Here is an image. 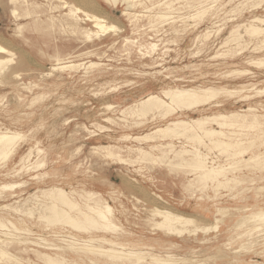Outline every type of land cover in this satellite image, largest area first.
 Segmentation results:
<instances>
[{"label": "rangeland", "instance_id": "rangeland-1", "mask_svg": "<svg viewBox=\"0 0 264 264\" xmlns=\"http://www.w3.org/2000/svg\"><path fill=\"white\" fill-rule=\"evenodd\" d=\"M159 1H148V5ZM169 1L183 8L182 14L176 15L179 21L173 24L149 18L158 13V7L152 13L139 8L134 11L141 15L138 21H131L123 15V9L114 8L105 0H55L59 6L57 16L60 12L67 14L71 9H80L90 15L105 16L109 24L120 29L118 34L108 31L106 36L82 43L79 36L71 33V28L60 29L59 20L49 32L27 30V42L18 37L15 30L18 23L31 21L16 20L9 10L5 12L0 8V44L16 53L13 63L9 62L0 75V128L21 136L9 158L0 159V220L30 231L28 235L5 231L12 234L8 237L0 232V239L20 236L24 243L13 245L8 251L22 259V264H46L37 257L38 252L63 257L65 262L77 260L79 264H92L90 259L102 264L131 263L73 251L69 249L68 238L64 237L71 233L84 239L91 236L128 243L145 258L135 264H156L149 254L174 258L176 264H264V234L256 237L254 247L237 254L235 250H239L240 241L224 246L231 234L229 227L239 215L237 212H234L236 216L227 217L218 231L178 237L156 226L163 219L153 211L165 207L174 210L173 213L194 218L202 226L215 221L217 208L241 207L243 214L245 206L253 208L248 202L252 199L251 203L255 202L257 193L255 189L247 190V184L253 188L254 183L242 181L241 174H255L256 169L242 164L228 170L225 178L239 177V183L218 186L217 182L208 181L203 186L189 168L178 165L182 158L175 157L173 152L182 147L192 149L193 142L186 136L143 141L125 138L145 136L175 119L231 112L251 119L256 114L262 123L259 128L225 129L233 141H243L242 147L250 146L248 141L255 140L251 150L237 158L219 149L209 153L217 156L223 167H229L234 161L264 152V92L260 93L264 91V34L249 36L244 26L255 17L264 18V0ZM64 2L69 6L60 9ZM199 6H203L201 11L208 9L204 17L182 22L180 17L194 16ZM65 18L71 22V17L66 15ZM239 25L242 27L238 34H242V38L237 41L229 38L230 32ZM255 25L264 28L262 23ZM84 27L96 31L92 23ZM206 32H209L208 38L201 36ZM228 38L229 43L224 45ZM128 40H134L135 44L131 45ZM153 41L158 45L157 51L144 55L140 44L145 46ZM72 49L83 54L79 61L102 65L97 69L82 67L75 71L51 72L54 62L44 53L53 54L57 50L68 53ZM2 57L10 58L4 54ZM16 72L19 78L13 77ZM165 87H213L225 92L207 105L192 111L179 110L168 119H153L152 115L139 118L120 112L149 92L157 93ZM107 104L119 107L108 110ZM249 108L254 111H248ZM106 118L110 121H105ZM211 127L221 130L217 125ZM167 144H172L173 148L165 147ZM156 145L158 149L152 148ZM140 149L154 157L163 153L167 157L162 162L141 160ZM202 152L208 151L202 148ZM184 158L190 157L185 155ZM258 172L264 173V170ZM11 185L16 186L11 189ZM51 187L74 192L70 198L84 209L86 192L102 194L113 209L112 220L119 229L77 232L61 223L51 224L43 216L54 215L48 210L52 200L41 193ZM263 193L259 198H264ZM60 207L72 216L77 213L76 209ZM97 245L111 248L101 242ZM0 264L17 263L8 260Z\"/></svg>", "mask_w": 264, "mask_h": 264}, {"label": "bare ground", "instance_id": "bare-ground-1", "mask_svg": "<svg viewBox=\"0 0 264 264\" xmlns=\"http://www.w3.org/2000/svg\"><path fill=\"white\" fill-rule=\"evenodd\" d=\"M41 1L42 2H40L39 0H0V8L5 12L9 10L11 16L15 17L16 20L24 19L31 21L27 23H18L16 25V30H15V34L18 37L22 38L23 40H26L27 42H28V38L25 35L26 34L25 32L27 30L30 29L39 32L40 31L49 32V30L55 26L57 20H59L58 25L60 29L62 28L65 29L66 27L71 28V33L73 35L79 36L81 43L84 42L85 40L92 41L94 40V38L98 39L101 38L102 36H106L108 34L107 33L108 31L109 33H113V34H118L120 32L119 31L120 29H118L116 25H111L108 23L107 18L105 16L90 15L88 13H84L80 9H75V8L71 9V11L67 14H63L60 12V15L57 16L58 12L56 10H58L59 6L55 4V0H41ZM105 1L114 8L123 9V15L128 16L131 21H138L141 15L136 14V12L134 11L138 10L139 8L152 13L153 11H156L158 7L159 8L158 13H156V15L149 16V18L171 22L173 24L179 21L176 15H178V13L182 14L181 11L183 9L182 7H177L175 2L169 0H161V2L159 1V3H153L150 5H148V1L151 2L152 0H105ZM200 1L202 2L204 0H198V3ZM213 1H218V0H213ZM67 6H69V4L65 2L61 3L60 9L62 8L64 9ZM201 8H203V6H199L196 8L198 12L194 16L192 17L183 16L180 17V19L184 23H186L187 22L186 20L190 18L201 19L208 12V9H203L201 11ZM66 15L72 18L71 22L69 21V19L65 18ZM88 22L93 24V27L96 28V31L92 32L87 27H84V25H87ZM256 22L264 24V18L255 17L252 21L249 22V24L244 25L246 28V32L249 34V36L257 37L264 34V28L255 25ZM161 25H165V24H161ZM240 27L242 26L240 25L236 26L230 32L229 38L231 37V39L236 41L240 40L242 38V34H238ZM201 36L208 38L209 32H206L204 35ZM201 36L199 38H201ZM149 39L152 40V37H150ZM228 39L224 45H227L229 43L230 39L229 40ZM128 42L131 45L135 44L134 40H128ZM139 47L144 48L145 50V53H143L144 55H152L154 52L157 51L158 45L154 44L153 41L145 46L140 44ZM77 50L74 51V49H72V51H69L68 53L65 52L66 54L62 50H57L53 54L44 53V55H48L49 58H51L54 62L51 68V72L75 71L81 69L82 67H85V69H97L102 65L97 62L84 63L79 61L78 58L81 57L83 54L78 53ZM2 54L9 55L10 58H3ZM15 56L16 53L14 52V50L0 44V75L5 71V68L9 62L13 63ZM13 77L19 78L20 75L17 74L16 72L15 76ZM224 92H225L224 89L213 88V87H201V88L200 87L199 88L165 87V88H161L157 93H154L152 91L149 92L145 97H141L140 99H137L133 105L122 108L120 112L122 114H130L133 116H137L139 118H145L148 115H152L153 119L155 117L168 119L171 116L175 115V113H177L179 110L187 109L192 111L198 109L201 106L207 105L211 101L218 98L220 95H223ZM262 92L264 91H260V93ZM117 107H119V105H117ZM117 107H113V104L106 105V109L108 110H113ZM248 111L252 112L254 111V109L249 108ZM105 121H110V118H106ZM212 125L219 126L221 130H217L211 127ZM261 125L262 123L260 122V116L256 114L252 115L251 119H249V116L241 115L236 112H231L230 114L217 113L213 115L201 116L198 118H193L188 120H184V119L170 120L166 126L157 127L152 133L147 134L145 136H131V135L126 136L125 137L126 139H132L134 141L151 140L156 138H178L180 136L181 137L186 136V138L189 141L193 142V145L191 146L192 149L188 150L182 147L180 151H173V152L175 154V157L182 158V160L179 162L178 165H183L189 168L191 172H193V174L196 175V178L198 179V183L203 184V186L206 185L208 181L217 182L218 186H221L223 184L239 183L240 182L238 181L240 180L239 177H235L236 179L234 178L225 179V178L227 176L226 173L229 172L228 170L237 169L242 164H245L246 167L256 169L254 171H257V173L255 174L247 173L248 175L246 176L244 174H241L242 181L254 183L251 185L254 186L253 188L252 187L250 188V185L247 184V190L255 189V192L257 193V195L255 193L256 195L255 202L251 203L253 199L248 202L251 205H253L252 206L253 208H249L245 206V211H242L243 214H241L240 211L241 207L240 208L238 207L235 210L233 208H227V207L217 208L214 213L215 221L209 225L202 226L200 225L201 223H198L194 218L185 217L181 214L173 213L172 211L174 210L170 211L169 209L162 207V208L153 209L155 213L154 215H159V217L163 219V221L160 222L159 224H156V226L160 227L161 229L164 228L166 229V231L168 230L170 233L174 235L175 234L178 235V237L180 235L187 233L192 235H197L198 232L206 233V232L218 231V229H220L221 224L224 223L225 219L229 216H236L234 212H237L239 215L236 216V220L229 227L230 230L229 232L231 234L227 239V243L224 246L226 245L229 246L232 245L233 243H236L237 241H240L239 250H235L236 254L239 253L241 250H247L250 249L251 247H254V244H256L255 241L256 237L264 234V198H259V194H261L262 191H264V184H263L264 173L258 172L259 170H264V152L253 154L248 159L243 158L234 161L229 164V167H223L221 162L217 160L218 159L217 156L215 155L211 156L209 152L213 149H219L220 151L225 153L230 152L229 156L233 158L235 157L237 158L239 156L244 155L246 152L251 150L252 146L255 143V140L248 141L250 146L242 147L243 141L241 140L233 141L231 135L227 133L225 129L228 127L254 129V128H259ZM20 137H21L20 134L17 132H13L10 129L3 130L0 128V159L5 160L9 158V156L15 151L17 142L20 139ZM165 147L173 148V145L167 144V146ZM152 148L158 149L159 146L156 145L153 146ZM202 148L207 149L208 152H202ZM139 152L141 155L140 158L141 160L152 159V161L154 162H162L167 157L166 153H163L162 156L154 157L153 154L145 151L144 149H140ZM185 155H188L190 158L185 159L184 158ZM258 182H261L260 185L258 184ZM15 186L16 185H11L10 188L11 189L15 188ZM125 186H127V184ZM41 193L43 196L50 198V200H52V203L49 201L51 204L49 205L48 210L52 211L54 215L48 216L47 214H45V216H43V218L48 220L51 224L61 223V225L63 226L65 225L70 226L72 229H74L77 232H89L90 230H94V229H105L107 231L108 230L116 231L119 229L118 226L115 225L114 221L112 220L113 218L112 207L107 203V201L103 198L102 194L100 193L86 192V196H87L86 206H85L86 209L79 207L78 204L72 201V199L70 198L71 194L74 193L72 191L71 193H69L63 188L51 187L49 189L41 190ZM129 193H131L130 190ZM34 199L35 197L33 198V200ZM152 201L154 200L152 199ZM254 203L256 204L254 205ZM61 205L63 207H69L70 209H76L77 210L76 215L74 216L70 215L68 211L60 207ZM34 212L31 213L34 214ZM40 213L42 214V212ZM28 214L30 215V213ZM11 230H13L14 232L16 231V233H19L20 235L22 234L28 235L30 233L29 230H24L19 228L17 224L8 221L3 222L2 220H0L1 233L4 232V235L8 237L11 236L12 234L5 233V231L10 232ZM170 233L168 234L170 235ZM19 237L20 236H16V237L12 236V238L8 240L0 239V263L8 260L15 262L17 264L23 263L22 259L16 257L15 255H11L8 251L9 248L12 247L13 245H17V244L20 245L24 243L23 241L20 240ZM64 237L68 238L69 249L79 250L81 251L80 253L83 254L96 253L98 254V256L100 254V256H105L110 259H118V261L123 263L128 260L129 263L131 262L130 264H135L136 262L140 263L143 260H145V258L141 256V252L137 250L134 251V249L132 248L134 246H131L128 243H118L111 239L93 238L91 236L87 239H84L81 238L79 235H72V233L70 235H65ZM63 241L66 240L64 239ZM97 242L107 244L111 246V248L103 249L101 246L97 245ZM116 248L119 250H116ZM55 250L57 249L55 248ZM24 251H27V249H25ZM58 251L60 250L58 249ZM37 257L44 260L46 264H79L77 260L65 262L64 261L65 259L63 257H53L50 254L41 253V252L37 253ZM149 257L150 260L153 261L154 263L156 262V264L177 263L174 258L172 259L170 257H168V259H164L162 257L153 254H149ZM90 260L92 261V264H102L94 261V259L93 260L90 259Z\"/></svg>", "mask_w": 264, "mask_h": 264}]
</instances>
